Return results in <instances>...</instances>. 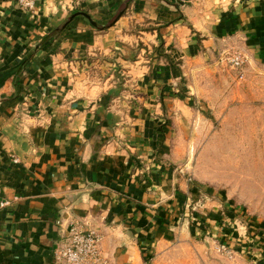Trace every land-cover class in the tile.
<instances>
[{"label":"crops","instance_id":"crops-1","mask_svg":"<svg viewBox=\"0 0 264 264\" xmlns=\"http://www.w3.org/2000/svg\"><path fill=\"white\" fill-rule=\"evenodd\" d=\"M24 1L0 0V264H53L72 224L111 264L211 237L264 264V223L189 177L196 104L264 95V0Z\"/></svg>","mask_w":264,"mask_h":264},{"label":"rangeland","instance_id":"rangeland-1","mask_svg":"<svg viewBox=\"0 0 264 264\" xmlns=\"http://www.w3.org/2000/svg\"><path fill=\"white\" fill-rule=\"evenodd\" d=\"M219 84L220 94L196 104L202 114L190 135L189 177L225 190L252 221L264 223V95L241 85ZM208 241L206 247L213 252L207 254L209 262L203 245L193 240L186 249L174 246L173 264H214L215 253L231 259L215 238Z\"/></svg>","mask_w":264,"mask_h":264},{"label":"built area","instance_id":"built-area-1","mask_svg":"<svg viewBox=\"0 0 264 264\" xmlns=\"http://www.w3.org/2000/svg\"><path fill=\"white\" fill-rule=\"evenodd\" d=\"M25 7H32L31 2L20 0ZM221 60L231 67L243 66V58L231 52H223ZM101 235L80 224H72L64 240L54 251L53 264H111L101 252Z\"/></svg>","mask_w":264,"mask_h":264},{"label":"water","instance_id":"water-1","mask_svg":"<svg viewBox=\"0 0 264 264\" xmlns=\"http://www.w3.org/2000/svg\"><path fill=\"white\" fill-rule=\"evenodd\" d=\"M83 16H87V14H85V13H81Z\"/></svg>","mask_w":264,"mask_h":264}]
</instances>
